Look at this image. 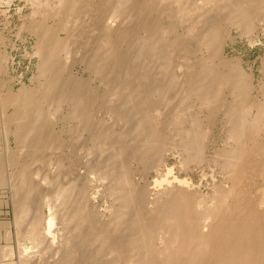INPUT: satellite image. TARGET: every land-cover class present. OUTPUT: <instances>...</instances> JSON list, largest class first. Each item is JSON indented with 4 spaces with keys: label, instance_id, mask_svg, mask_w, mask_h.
I'll return each instance as SVG.
<instances>
[{
    "label": "bare ground",
    "instance_id": "6f19581e",
    "mask_svg": "<svg viewBox=\"0 0 264 264\" xmlns=\"http://www.w3.org/2000/svg\"><path fill=\"white\" fill-rule=\"evenodd\" d=\"M37 5L20 27L33 36L30 54L38 57L29 82L15 74V56L0 30V184L13 187L17 240L43 245L35 264H264V54L257 77L253 65L226 53L236 39L232 28L250 43L260 40L264 0ZM74 52L87 76L74 70ZM98 95L110 103L101 97L97 103ZM95 109L104 111L101 118ZM219 126L224 144L216 157L223 159L225 179L214 184L212 196L201 194L190 177L159 178L171 154L181 167L194 163L205 173ZM67 133L82 143L83 156L88 140L100 153L88 159V149L79 171L60 153ZM5 162L21 168L6 176ZM150 169L158 175L153 195L137 177ZM94 173L112 198L107 214L98 215L88 182L81 183L97 184L90 181ZM56 219L65 223L60 237ZM1 221L0 236L4 231L10 241V220ZM21 251L20 264H33ZM0 253L10 256L13 247L0 246Z\"/></svg>",
    "mask_w": 264,
    "mask_h": 264
},
{
    "label": "rangeland",
    "instance_id": "374dc122",
    "mask_svg": "<svg viewBox=\"0 0 264 264\" xmlns=\"http://www.w3.org/2000/svg\"><path fill=\"white\" fill-rule=\"evenodd\" d=\"M37 1H39V0H36V1L35 0H10V1L0 0V30L2 31L3 35L6 38V41L8 42L9 49L12 50V53L15 56V63H14V65L16 67L15 74L17 75V74H23L24 73V79L27 82H29L30 79L32 78L31 76H34V74L37 72L36 68H37V63H38V57L36 55H31L30 54L31 52H32V54L34 52V49H33V42H34L33 36L30 35V32L27 29H25V28H22L21 29L20 27H21V24H22L21 22H23L26 19L25 17H27V16L28 17H32V16H30V13H31V11L34 10V9L32 10V8H34L35 6H38L37 5ZM34 2L36 3V5H35ZM38 4H39V2H38ZM27 14H29V15H27ZM28 17H27L26 20L29 19ZM48 21H49V23H52L53 22L52 19L51 20H48ZM18 28H20V29L18 30ZM232 29H233V33L236 35V39H235V41H229V43L226 45V53L229 56H231V55L232 56H235V55L240 56L243 59V62L245 64V66L248 67V68H249V66L253 65V67L255 68L256 76L258 77V75H259V67L261 65V57L260 56L264 54V30H261L260 31V33H261V36L259 37L260 40L255 41L253 43H250V40L248 39L247 36H245V35L244 36H240L239 33H238V31L235 28H232ZM64 32L65 31H62V33H64ZM18 34H19V36H18ZM77 35H78V33H77ZM23 38H25L26 40H23ZM16 43H17V47L14 46V45H16ZM72 45H73L72 48L76 49V46L78 44L75 45V47H74V42H73ZM0 46H1V44H0ZM71 54L73 55V53H71ZM75 54H76V57L75 56L73 57L72 55H70V57L72 56L73 59L75 58L77 60L76 61L74 59L75 62H76V63H74V65H75L74 66V70L75 71H82L83 70V75L84 76H87L89 74L88 73L89 71L88 70H85L84 69V64L82 63V61L80 60L81 61V63H80V61L78 60L80 58V55H78L77 53H75ZM77 56H79V58ZM72 58L70 60H72ZM72 61H71V63H73ZM18 85H19V82L16 83L15 86L18 87ZM104 96L105 95H103V97L101 95H98V97H97L98 98L97 103L100 102V104L102 105V103L104 101H101V98L103 100L104 99L105 100H108L107 102L110 103L109 97L107 98L105 96L106 97L105 98ZM99 107H100V105H99ZM100 110L98 109V111H97V109H95V111L97 112V114L94 112L95 119H96V117L97 118H99V117L101 118L100 115H102L104 111H100ZM220 126H221V124H220ZM220 126L215 130L213 139L209 143L208 148H207V155H208L209 159L207 160V163H206L205 173L203 172V170L198 165H195L194 163H190L187 166L182 165L184 167H181L180 157H178L177 155L171 154L170 155V158L168 160V165H165L163 167V169H162L163 174L159 178L162 179L163 177H169V179H173V177L175 176V174L177 176L181 177V178L182 177H186V176L187 177H190L192 179V181L194 182L195 185L198 184L197 185L198 187L196 186V188L198 190H200V193L201 194H205L207 196H212L214 194V190H215L214 184L215 185L216 184L218 185L222 181V179H225V175H224L225 172L223 171V159L216 157V150L217 149L219 150L223 146V144H224V132H223V130H221ZM69 133H72V132H69ZM69 133H67L66 139H67L68 142H71L70 140L72 139V143L74 145L72 144L73 146H71V145L68 146V142L66 141L67 146L65 145L66 144L65 143L62 146V148H60V153H62L63 155L64 154L66 155V153H67L68 155H70L71 160L74 162L73 157H75V155H77L75 153H78V151H79L80 159H79L78 155L75 157L76 159H79L78 162L77 163H72L71 160H68L67 164L71 161L70 164L72 165V167H75V169H77L76 167H78V169L79 168H82L83 169V168H85V166H84L85 165V162H82V161L87 158L86 155L87 154L89 155L88 159H91L93 157L94 158H98V156H99L100 153H97V152L99 150L97 149L98 151H96V149H94L93 145L91 144V143H93V141L91 142V140H88L87 141V144H85L86 146L84 144H83V146L84 147H88V146L91 145L90 148L88 147V148H86L87 149L86 150L83 147V149L86 150V151H88V149H90L92 152L95 151L98 155L97 156H94V155H96V154H94L95 152L92 153L89 150V152L87 154H86V151H85V154L83 156L82 150H80V149H82V147H81L82 145H80L82 143H79V142H77V144L74 143V142H76L77 138L73 134H69ZM73 136L75 138H73ZM83 143H85V142L83 141ZM75 144H76L77 148H79L76 151H75V149H76ZM78 145H80L81 148ZM68 147L70 148L69 149L70 152H68ZM71 148L72 149L74 148L73 151H71L72 150ZM61 150H62V152H61ZM74 151H75V153H74ZM71 152H73V153H71ZM80 154H82V157L83 158L81 157ZM92 154H94V155H92ZM72 155H73V157H72ZM67 158H69V156ZM80 160H82V161H80ZM79 161L81 162V164H80ZM6 163L7 162H5V164ZM37 163H38V165L42 164L40 166H43L44 165L40 161L37 162ZM37 163L36 162L33 163V164H35V166L32 164L33 167H35L34 169H37V167L40 168V166H38ZM82 163H84V165ZM5 164H4V166L5 167H8V168H5V169L3 168V170L8 171V172H5L4 171V175L6 173H8V174H6V176L7 175H10V174H13L16 171L17 168L18 169L21 168L20 167V163L19 164H16V165H13L12 168H11V166H9L8 163H7V166ZM78 165H80V166H78ZM172 165H173V171L172 172H169V167H172ZM68 167L70 168V165ZM187 167H189V169ZM69 168H68V170L67 169L66 170L67 171H70ZM75 169H73V170L71 169V172L73 171L72 174H74V176H76V174H78L77 172L79 171L77 169L78 171L77 172H74ZM9 171L10 172L13 171V172L12 173H9ZM67 171L66 172L63 171L64 176L67 175L65 177L68 180H71L72 179L73 181H75L76 180L75 179L76 177L73 178L72 174H69L70 175L69 176L68 173H70V172H67ZM144 173H145V176H144ZM202 173L204 175L206 174V176L204 177V175ZM142 174H143V176H142V178H140ZM142 174H141V172L137 174V177H138L139 181L141 179L140 182L142 184H144V182H145V184L148 187V192L153 195L154 193L157 192V188L159 187V185L158 186L156 185L155 179H154L155 177L158 176L157 173H156V170H154V169L146 170V171L142 172ZM35 175L33 176V178H35V177L37 178V175L36 176ZM86 175H84V176L87 177V179H88L89 176H91V174H89V175L86 174ZM99 175L100 174H98V173H97V175H96V173H94V174H92V176H94V177H92L93 179L90 178L91 179L90 181L97 182V184L95 183L96 186L94 185V182L91 183V182H89V180L87 181L85 177H84V179L86 181H83L82 180V182H81V183L88 182V183L85 184L86 186L85 185L84 186H85V188H87L86 190L89 191V192H87L88 193V196L90 197V194L89 193H91V195H92V197H91L92 199L91 198L90 199H91V202H94L95 203L96 209L98 208L97 209L98 210V215L101 214L102 212H105L107 214L108 211L106 210V208H108V206H110L111 203H112L111 202L112 201V198L109 197V196L107 197L106 195H108V194L105 195V194L102 193V187H101L102 185H101V182H100V179H99L101 176L99 177ZM9 177L10 176H8V181L11 179ZM96 177H98V178H96ZM36 178L34 179V181L36 180V182H38L37 180H39V179L38 178L36 179ZM145 178H146V181L143 180ZM67 179H66V181H68ZM101 179H102V177H101ZM147 180H148V182H147ZM207 181H208V183H207ZM76 182H78V181H76ZM102 183H103V181H102ZM91 184H93V186ZM4 185H6V186H4ZM98 185L100 186L101 189L98 187ZM8 187H9V183L8 184L7 183L0 184V200H2V201H0V210L3 209L2 212L0 211V221L3 220V222L2 221L1 222L2 223H6V220H10L9 221L10 223H7V224L10 227L11 232L13 234L11 235V240L9 241L6 238H3V237H6V234H4V231H1L0 246L3 247V246L11 245L13 247V254H11L12 256L11 255L9 256L8 254L3 256V254L0 253V264H20V261L18 259L19 258L18 255H19V252H20L21 249H22V251H26V250L28 251V252L26 251V255L27 254L28 255L31 254V256H32V262H33V264H35L36 263V261H35L36 259L37 260L39 258L42 259V255H43V251L42 250L43 249H41V248L43 247V245L41 243V245H42V247H41V245L37 241H33V240H29V239H24L25 242L22 241L23 239L17 240V236H15V234H14L15 231H16L15 230V226H13V225H15V219H13V218H15V215H16V212H13V211H15V210H13V209H15V207H13L14 204H12L14 202L13 201L14 200L13 199V195L11 196V194L13 193V191H12L13 187H11V188L10 187L8 188ZM91 187H93V188H91ZM98 188H99V190H98ZM100 190H101V192H100ZM11 197H12V200H11ZM37 198L41 199V200H39V199H36V197H35V201L37 203L39 201H42V198H40V197H37ZM109 203H110V205H109ZM44 209L47 212V208L45 206L43 207V210ZM97 210H96V213H95L96 216H97ZM13 213H15V215ZM4 220H5V222H4ZM56 221H57V224L59 223L58 226H59L60 230H62V231L58 230V233L59 234L56 233V235H58L60 237L62 234L65 233L64 232L65 230L64 229H61V228H64L65 223L63 224V222H62V225H61V221L59 219L58 220L56 219ZM4 228H2V230H4ZM5 231H6V229H5ZM3 235H5V236H3ZM51 237L52 236H50L49 238H51ZM49 240L47 242H45V243H49ZM59 241L60 240H58L57 242H59ZM34 242H37L36 244H39V245H37L39 248L36 246V244ZM20 243L24 244L26 246V248H28V249H25V246L24 245L23 246L21 245L22 247L20 245H18ZM30 245H34L35 247H37L38 250L40 249L41 251L39 250V251H36L35 252L34 250H37V249H34L35 247H32ZM27 246H30V247H27ZM29 248H33V249H30L31 251H33V253L31 251H29ZM37 252H39V253L36 254ZM33 254L35 256V259H33ZM36 255H38V256H36ZM37 262H39L41 264L42 260L41 261L39 260ZM39 263H37V264H39Z\"/></svg>",
    "mask_w": 264,
    "mask_h": 264
}]
</instances>
